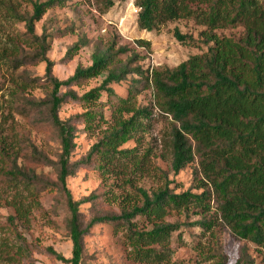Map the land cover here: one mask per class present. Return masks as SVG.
Instances as JSON below:
<instances>
[{
    "label": "trees",
    "instance_id": "1",
    "mask_svg": "<svg viewBox=\"0 0 264 264\" xmlns=\"http://www.w3.org/2000/svg\"><path fill=\"white\" fill-rule=\"evenodd\" d=\"M104 1L108 8L121 0ZM11 2L0 0L8 17L24 22L25 26L19 37L7 40L9 46L0 48V62L14 85L10 93L12 108L25 116L43 114L44 118L32 125L55 129L60 152L52 161L33 144L20 139L16 140L13 152L1 148L4 152L0 172L5 188L16 190L8 201L15 212L8 217L9 221L29 222L32 209L38 207L40 192L58 189L65 194L70 214L65 228L71 241V257L66 259L49 246L42 249L46 255L82 264L83 238L94 226L109 223L120 232L126 257L133 264H176L171 261L169 244L171 234L180 224L165 218L190 208H199L197 214L205 212L206 200L213 196L222 222L237 236L260 247L264 259V0H133L139 9V30L155 31L168 22L188 19L203 27L198 37L174 29V38L182 44H201L205 50L174 68L143 70L140 65L128 67V63L138 60L136 53H130L126 47H109L94 53L91 65L77 67L65 80L52 76L45 36L35 33L34 24L46 9L65 6L67 0L33 2L31 16L20 14ZM218 29L241 32L226 36L217 34ZM137 42L141 44L140 40ZM84 45L85 42L78 41L70 49L71 54ZM126 53L129 60L121 64L120 55ZM42 61L46 62L43 77L21 70ZM103 72L106 77L98 87L80 95L73 89ZM129 73L136 78L128 85L126 96L117 95L108 83L120 82ZM35 88L45 90V97L25 101L24 93ZM148 88L152 90L157 113L169 119L171 170L176 174L194 163L204 189L200 193H175L165 182L148 192L135 186L130 176L124 177L122 198H105V204L115 203V209L107 207L85 214L79 207L81 202L97 200L105 192L75 201L66 180L82 167L117 176L128 168V163L139 168L132 151L120 147L141 130L143 120L153 112V108L137 103L138 95ZM103 94L106 101L101 99ZM64 103L88 109L61 120L58 113ZM104 104L109 105L108 117L95 108ZM102 122L106 124L104 128H100ZM81 124L87 134L99 130L97 141L79 161H71L77 127ZM19 157L24 163H18ZM47 163L56 167L55 181L36 173V167ZM195 223L207 228L203 219ZM29 255L28 247L17 245L13 256L24 264ZM7 257L12 258L0 254V259Z\"/></svg>",
    "mask_w": 264,
    "mask_h": 264
},
{
    "label": "rangeland",
    "instance_id": "2",
    "mask_svg": "<svg viewBox=\"0 0 264 264\" xmlns=\"http://www.w3.org/2000/svg\"><path fill=\"white\" fill-rule=\"evenodd\" d=\"M42 1L44 0H12L11 3L20 14L31 16L32 3ZM138 10L133 0L116 1L108 8L105 7L104 0H67L65 6L57 5L46 9L40 20L35 22L34 30L37 35L45 36L48 45L46 57L51 62L52 76L65 80L77 67L91 65L94 53L103 52L109 47L113 50L126 47L130 53H136L138 60L128 63V67L130 69L140 65L143 70L153 67L174 68L189 56L205 50L201 44H182L173 36L174 29H178L181 33L197 38L203 27L196 22L178 19L155 31L139 30L136 25ZM24 31V22L9 18L5 5L0 4V48L5 44L9 46L7 40L19 37L17 35ZM215 32L226 36L239 35L241 29H218ZM78 41L85 42V45L71 54L70 49ZM20 45L24 44L20 42ZM25 49L32 50L26 46ZM128 60L129 53L120 55L121 64ZM21 70L32 76L43 77L46 62L28 65ZM105 77L106 72H103L73 89L80 95L98 87ZM133 78L136 76L129 73L120 82H110L108 86L117 95L126 96L127 87ZM11 79L7 68L0 62V140L4 139L3 143L0 142V168L4 152L1 148L4 146L7 148L5 151L13 152L16 140L19 139L30 142L38 151L47 155L48 159L55 161L60 152L56 130L32 125L34 121L42 120L43 114L25 116L13 110L10 93L14 85ZM45 95V90L35 88L28 89L23 97L25 101L39 100ZM101 99L106 101V95L103 94ZM137 103L153 108V112L143 120L141 130L134 133L120 148L132 151L136 156V165L140 164L139 168L128 163V168L117 176L82 167L66 180V187L75 201H82L90 194L105 192L97 200L81 202L79 207L85 214L107 207L115 209V203L107 206L105 198L106 201L113 195L117 200L122 198L125 194L124 177L130 176L135 186H141L148 192L158 189L165 182L169 183L175 193H200L204 189L200 186L201 176L195 172L194 163L176 174L171 170L169 119L159 115L154 108L151 88L138 95ZM95 108L103 112L104 117L110 114L109 105H98ZM87 109L78 104L64 103L58 116L61 120H66ZM105 126L102 122L100 128ZM98 131L96 129L94 134H87L83 125H78L71 161H79L86 154L97 141ZM18 163H24L22 158H18ZM36 173L47 180H56V167L52 164L39 165ZM15 192L16 190L5 188L0 172V254L12 257L0 259V264H19L13 256L17 245L28 247L30 252L24 264H70L51 258L42 250L49 246L64 258L71 257V241L65 228L70 214L64 192L58 189L42 190L38 196V207L32 209L27 223L19 220L10 222L8 219L15 215L14 209L8 204ZM206 202L208 210L200 214H197L199 208H190L187 212L172 213L165 218L166 221L180 224V228L171 234V261L176 264H264L260 247L237 236L222 222L213 196ZM200 219L205 221L207 228H201L195 223ZM82 264L133 263L126 257L120 232L109 223H101L91 228L83 238Z\"/></svg>",
    "mask_w": 264,
    "mask_h": 264
}]
</instances>
